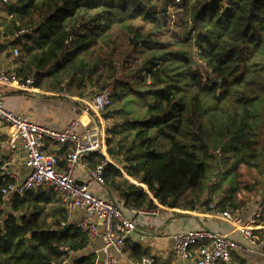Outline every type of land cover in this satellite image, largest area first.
<instances>
[{
    "label": "trees",
    "instance_id": "obj_1",
    "mask_svg": "<svg viewBox=\"0 0 264 264\" xmlns=\"http://www.w3.org/2000/svg\"><path fill=\"white\" fill-rule=\"evenodd\" d=\"M7 3L4 31L33 29L24 36L18 70L32 75L34 86L53 88L69 79L79 96L110 86L112 102L102 112L105 148L121 169L107 162L103 178L125 206L156 207L123 172L146 185L159 204L194 208L204 205L217 155L231 169L264 168V0ZM199 64L210 70L208 78ZM103 161L100 154L93 168ZM4 184L0 264H51L71 254H78L72 264L98 263L97 253L84 252L87 234L49 191L2 199ZM239 192L232 185L212 203L238 210Z\"/></svg>",
    "mask_w": 264,
    "mask_h": 264
},
{
    "label": "built area",
    "instance_id": "obj_2",
    "mask_svg": "<svg viewBox=\"0 0 264 264\" xmlns=\"http://www.w3.org/2000/svg\"><path fill=\"white\" fill-rule=\"evenodd\" d=\"M7 2V0H2ZM32 27H23L5 36L7 43L32 34ZM4 40V41H5ZM13 55L18 51L13 49ZM13 84L19 89L29 90L34 79L29 76L21 78L16 72H7L0 68V122L9 128L10 148L21 145L25 150L28 175L20 182H6L2 189V199L11 195H24L31 191L44 189L56 192L61 196V204L68 214L80 213L77 227L87 234L90 240L100 237L99 252L101 264H118V257L123 252L126 237L135 231V215H157L154 209L129 208L124 213L116 203L103 198L91 191L90 185L95 183L103 186L104 167L106 160L94 166L88 172V178L78 181L76 172L79 168V157L86 153L100 151L105 142L103 130L97 126L80 129L78 119H72L62 129H54L33 121L29 116L7 109L4 105L2 86ZM112 102L109 87L103 88L91 96V109L102 113ZM46 141L65 147L61 159L55 154L44 150ZM9 162L0 155V170L8 171ZM4 202L0 201V210ZM210 212L229 222L235 230L252 246L262 247L264 244V195L257 203L253 217L246 223L237 210H218L215 204L209 205ZM70 221V220H69ZM261 223H257L259 222ZM258 224V225H257ZM257 225L260 231L256 236L253 227ZM65 249V248H64ZM173 253L184 260H194L196 264H228L235 251L245 249L228 233H219L196 228L171 236ZM72 259L66 257L62 261H51V264H72ZM135 264H155L150 257H142Z\"/></svg>",
    "mask_w": 264,
    "mask_h": 264
},
{
    "label": "crops",
    "instance_id": "obj_3",
    "mask_svg": "<svg viewBox=\"0 0 264 264\" xmlns=\"http://www.w3.org/2000/svg\"><path fill=\"white\" fill-rule=\"evenodd\" d=\"M10 17L11 12L8 9V3H4L0 0V68L7 72H16L21 75V78L24 76L25 78L26 76L33 77L32 75L22 74L18 70L20 62L24 57L20 51L26 43V38L22 37L10 41L9 43L5 40V36L10 34L11 31H4L3 25ZM13 49L18 51L17 57L13 55ZM77 92L78 88L70 84L69 79L63 84L56 87L54 86L53 88L44 86L38 87L34 86V84L29 90L19 89L13 84L2 86L5 107L11 111L29 116L33 121L39 124L54 129H62L70 120L78 119L80 122V129L83 130L97 125L102 128L105 133L104 129L108 125V120L106 121L101 114L91 109V97L85 96L88 95L89 90L83 92L84 96H79ZM96 92L97 91L93 92V94ZM104 147L105 145L98 152L82 154L80 156V166L76 172L78 181H84L88 178V172L93 169L94 162L98 160L100 154L103 155L106 160H110V163L121 169L116 162L109 158ZM44 150L49 154L57 155L58 158L61 159L65 147L60 148L46 141ZM0 155L9 162L8 171L5 172L0 170V182H20L28 175L24 148L21 145H17L13 149L10 148L9 128L1 122ZM123 177L129 182L140 186L147 192L148 199L156 205L154 210H156L158 214H141L134 216L136 228L135 231L126 237L123 252L118 257V264H135L139 256L150 257L155 264H196L194 260H184L177 257L171 249L172 235L196 228H203L219 233H228L234 240L245 247L242 251H235L228 264H264V246H252L229 222L217 217L210 212V210H206L205 207L201 208L197 204L194 205V208L163 206L159 204L152 193L147 190L146 185L136 182L126 175L125 172H123ZM90 189L95 194L116 203L124 213L130 214L129 207L125 206L123 203L121 194L112 185L104 184L100 186L92 183ZM49 195L51 198H54L56 204L62 206L61 196L58 193L50 192ZM255 205L257 206V203ZM255 209L256 207L253 206L241 212L245 223L253 217ZM79 216L80 213L78 211L72 213L69 222L77 226ZM257 223H260V221ZM257 225L253 227V232L256 236L261 230ZM100 244L101 240L98 236L90 240L86 248L89 251L85 249L87 253H97V264H101V255L99 252ZM85 250L84 252L86 253Z\"/></svg>",
    "mask_w": 264,
    "mask_h": 264
},
{
    "label": "rangeland",
    "instance_id": "obj_4",
    "mask_svg": "<svg viewBox=\"0 0 264 264\" xmlns=\"http://www.w3.org/2000/svg\"><path fill=\"white\" fill-rule=\"evenodd\" d=\"M199 66L203 74L208 78L210 75V70L207 69L203 64H199ZM120 76H121V71L119 68L118 77ZM106 87H110V86L107 85ZM100 89L101 88H98V90ZM86 90H89V89H86ZM98 90H91V91L89 90L88 96L91 97L93 92L98 91ZM81 91H84V89H82ZM118 105L120 106V104ZM106 111L107 110H104L103 113H105ZM98 113L102 115V113L100 112ZM115 119L119 121L123 120V118L120 119L118 118V116H116ZM218 157L219 156L217 155V158H215L217 161V164L211 165L210 171L208 173V177H207L208 179L206 181L207 190H206L205 195L202 197V199L204 200L202 203L204 205H202L201 202L197 203V205L201 208L202 207L206 208L210 203L219 201L220 197L223 196L221 192L224 189H228L229 187L233 185L240 189L239 195L237 197V200L239 202L238 204L240 206L239 209L237 210L239 211V213H241L242 211H245L246 208H252L253 206L256 207L255 204L258 201H260L264 195V168L261 165L249 166V165L242 164L237 168V170H235L234 168L231 169L232 166H231L230 161L226 164H219ZM224 172L229 173L228 175L229 179L226 180L220 188L216 189V186L218 183H220ZM86 250L89 251L88 249ZM76 256H77L76 254H71L70 258L73 259Z\"/></svg>",
    "mask_w": 264,
    "mask_h": 264
},
{
    "label": "water",
    "instance_id": "obj_5",
    "mask_svg": "<svg viewBox=\"0 0 264 264\" xmlns=\"http://www.w3.org/2000/svg\"><path fill=\"white\" fill-rule=\"evenodd\" d=\"M86 154H90V153H86ZM79 160H80V157H79Z\"/></svg>",
    "mask_w": 264,
    "mask_h": 264
}]
</instances>
